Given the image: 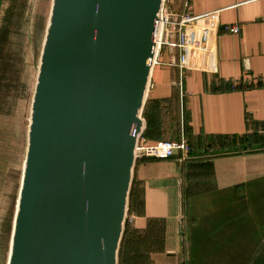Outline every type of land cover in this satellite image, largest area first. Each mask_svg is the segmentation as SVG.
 Returning <instances> with one entry per match:
<instances>
[{
    "label": "water",
    "instance_id": "1",
    "mask_svg": "<svg viewBox=\"0 0 264 264\" xmlns=\"http://www.w3.org/2000/svg\"><path fill=\"white\" fill-rule=\"evenodd\" d=\"M163 2L51 0L6 264H117Z\"/></svg>",
    "mask_w": 264,
    "mask_h": 264
},
{
    "label": "crops",
    "instance_id": "2",
    "mask_svg": "<svg viewBox=\"0 0 264 264\" xmlns=\"http://www.w3.org/2000/svg\"><path fill=\"white\" fill-rule=\"evenodd\" d=\"M185 1L167 4L181 12ZM187 1L192 15L219 11V25L240 30L214 35L212 66L204 57L201 69L181 74L159 61L153 66L147 100L160 103L163 135L143 143L183 142L191 151L135 163L143 208L127 211L129 226L139 235L149 226L160 239L164 230L152 264H264V147L237 153L209 144L264 134V0ZM6 43L0 36V61Z\"/></svg>",
    "mask_w": 264,
    "mask_h": 264
},
{
    "label": "rangeland",
    "instance_id": "3",
    "mask_svg": "<svg viewBox=\"0 0 264 264\" xmlns=\"http://www.w3.org/2000/svg\"><path fill=\"white\" fill-rule=\"evenodd\" d=\"M50 5L51 0H0V36L7 40L0 61V264L6 263L9 251L30 104ZM171 9L177 11L175 6ZM158 61L168 66L166 49ZM161 69L167 68H157ZM118 258L119 253L117 264Z\"/></svg>",
    "mask_w": 264,
    "mask_h": 264
},
{
    "label": "built area",
    "instance_id": "4",
    "mask_svg": "<svg viewBox=\"0 0 264 264\" xmlns=\"http://www.w3.org/2000/svg\"><path fill=\"white\" fill-rule=\"evenodd\" d=\"M189 3H183L181 12L173 11L166 0L163 2L160 16V35L157 41V51L153 66L163 51H168V66L176 69L179 74L184 70L201 69L202 58L207 66H212L214 35L219 32L238 34V26L219 25V11L202 15H192ZM136 161L140 159L167 160L174 156V151L188 154L191 148L183 142L160 141L154 145H145L142 134L137 137ZM129 223V219L126 217Z\"/></svg>",
    "mask_w": 264,
    "mask_h": 264
},
{
    "label": "trees",
    "instance_id": "5",
    "mask_svg": "<svg viewBox=\"0 0 264 264\" xmlns=\"http://www.w3.org/2000/svg\"><path fill=\"white\" fill-rule=\"evenodd\" d=\"M237 87L230 89L235 90ZM163 112L160 109V103L157 101L147 100L142 117L145 120V129L142 137L148 140L162 139L160 133V122L162 120ZM162 124V122H161ZM210 145H218L220 149H233L234 152H248L253 148L264 147V134L258 132L246 133L242 136L236 137H213L210 139ZM143 160V159H142ZM136 162H139L137 160ZM143 201L142 193L139 184L132 182L129 202L128 215L131 213L142 214ZM151 228V227H150ZM149 226L146 232L142 235L137 234L131 229L129 223L125 221L124 232L119 247L118 264H152L149 259V254L155 251L162 250V240L164 237V230H162V239L157 236V231L152 230L154 235L150 236ZM157 236V237H156Z\"/></svg>",
    "mask_w": 264,
    "mask_h": 264
}]
</instances>
